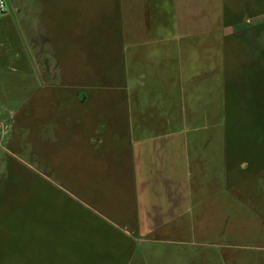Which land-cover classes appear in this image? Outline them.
I'll list each match as a JSON object with an SVG mask.
<instances>
[{"label":"rangeland","instance_id":"obj_1","mask_svg":"<svg viewBox=\"0 0 264 264\" xmlns=\"http://www.w3.org/2000/svg\"><path fill=\"white\" fill-rule=\"evenodd\" d=\"M3 2L0 264H264V88L258 65L250 66L258 43L257 51L249 44L250 34L258 36L252 29L263 20L264 0H199L200 7L211 13L230 14L203 17L206 30L220 25L231 34L225 38V32L220 34L221 55L234 70L221 89L218 123L188 129L189 162L198 153L212 154L213 170L199 175L189 168L191 191L181 224L150 231L138 214L126 217L131 221L105 215L77 186L61 177L43 178L35 158L37 104L55 89L54 80L68 76L57 84L68 92L66 102L76 105H83L88 94L86 81L116 88L118 73L128 71L131 79L130 49L123 48L129 39L115 33L117 42L109 54L89 62L79 47L84 33L77 31L84 20L83 0L61 1L69 3L62 7L66 15L61 17L53 12L60 10L54 0ZM86 3L90 13L95 5ZM101 3L102 8L107 5L106 0ZM152 19L176 24L172 15ZM198 19L199 26L203 19ZM230 24L242 28L231 32ZM208 34L204 43L211 41ZM174 35L153 32L149 38ZM94 72L98 80H89Z\"/></svg>","mask_w":264,"mask_h":264},{"label":"crops","instance_id":"obj_2","mask_svg":"<svg viewBox=\"0 0 264 264\" xmlns=\"http://www.w3.org/2000/svg\"><path fill=\"white\" fill-rule=\"evenodd\" d=\"M54 1L60 4L54 14L66 15L62 9L66 2L61 3L66 0ZM87 1L95 5L90 13ZM100 1L105 3L83 0L84 20L77 31L84 34L79 47L92 62L109 54L108 49L117 42L115 33L127 37L129 45L123 48L130 49L131 79L128 71L117 72L114 89L86 81L90 87L83 105L66 102L69 94L57 81L68 76L54 80L55 89L39 100L36 109L35 158L40 175L61 177L77 186L105 215L126 220L130 214H138L137 219L149 231L181 224L191 191L189 168L199 175L213 170L212 154L198 153L189 162L188 129L218 123L221 89L234 70L219 49L224 45L221 32H225L224 38L230 32L220 25L206 30L203 17L230 14L225 10L211 13L200 7L199 0H106L103 8ZM88 15L98 19L87 20ZM168 15L175 16V25L152 19ZM199 16L203 20L198 26ZM262 17L258 28L252 29L258 30V36L250 34L249 44L256 49L258 43L250 66L258 65L263 89L264 14ZM229 27L231 32L242 28ZM171 31L175 35L170 38H149L153 32ZM208 32L211 41L204 43ZM89 75V80H98L95 72Z\"/></svg>","mask_w":264,"mask_h":264},{"label":"built area","instance_id":"obj_3","mask_svg":"<svg viewBox=\"0 0 264 264\" xmlns=\"http://www.w3.org/2000/svg\"><path fill=\"white\" fill-rule=\"evenodd\" d=\"M0 10L1 11H4L5 10V6H4L3 0H0Z\"/></svg>","mask_w":264,"mask_h":264}]
</instances>
